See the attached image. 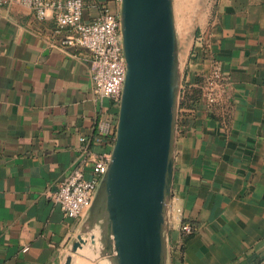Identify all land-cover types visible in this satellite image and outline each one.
<instances>
[{
    "label": "crops",
    "instance_id": "obj_1",
    "mask_svg": "<svg viewBox=\"0 0 264 264\" xmlns=\"http://www.w3.org/2000/svg\"><path fill=\"white\" fill-rule=\"evenodd\" d=\"M84 1L86 20L102 4L120 15L117 0ZM56 27L53 15L39 19L18 0H0V264L65 263L97 207L70 217L51 194L78 166L93 177L112 151L94 138L98 121L119 107L96 95L91 53L61 46ZM206 50L232 82L213 109L199 87L211 68ZM172 159L164 225L171 264H264V0H215L195 32ZM184 220L197 229L182 246Z\"/></svg>",
    "mask_w": 264,
    "mask_h": 264
},
{
    "label": "water",
    "instance_id": "obj_2",
    "mask_svg": "<svg viewBox=\"0 0 264 264\" xmlns=\"http://www.w3.org/2000/svg\"><path fill=\"white\" fill-rule=\"evenodd\" d=\"M120 20L127 74L116 141L93 204L105 195L116 264H164L179 97L172 0H122ZM82 228L64 264L83 247Z\"/></svg>",
    "mask_w": 264,
    "mask_h": 264
},
{
    "label": "built area",
    "instance_id": "obj_3",
    "mask_svg": "<svg viewBox=\"0 0 264 264\" xmlns=\"http://www.w3.org/2000/svg\"><path fill=\"white\" fill-rule=\"evenodd\" d=\"M33 8L37 18L53 15L56 31L64 33L60 45H72L88 50L94 61L92 80L94 91L99 98L109 97L119 107L127 74V61L123 47L120 15L102 4L100 12L92 19H85L84 0H18ZM122 2V0H117ZM211 68L199 87L201 97L213 109L223 106L232 85L222 63L211 52H205ZM118 113L101 118L97 123L94 138L97 143H108L113 148L117 136ZM85 140V138H82ZM112 151L104 153L94 165V176L87 178L84 168L72 169L60 182L59 188L51 194L60 204L65 215L81 216L94 202L99 185L108 170ZM183 231L190 232V223H182Z\"/></svg>",
    "mask_w": 264,
    "mask_h": 264
},
{
    "label": "rangeland",
    "instance_id": "obj_4",
    "mask_svg": "<svg viewBox=\"0 0 264 264\" xmlns=\"http://www.w3.org/2000/svg\"><path fill=\"white\" fill-rule=\"evenodd\" d=\"M214 2L215 0H172L177 31V50L178 54L183 55L181 59L178 57L180 60H178L177 64L176 79L178 91L180 90L181 76L189 58L194 34L207 19ZM179 14L184 21V33L181 37L177 19ZM94 205H96L97 211L92 220L85 223L84 228H82L85 240L82 243L83 247L79 248L75 255L74 264H77L78 260H81L82 264H116L114 252L112 253L109 220L106 217L105 195H101ZM99 205L103 208L101 207L100 209ZM164 264H171V256L167 245L165 246Z\"/></svg>",
    "mask_w": 264,
    "mask_h": 264
},
{
    "label": "trees",
    "instance_id": "obj_5",
    "mask_svg": "<svg viewBox=\"0 0 264 264\" xmlns=\"http://www.w3.org/2000/svg\"><path fill=\"white\" fill-rule=\"evenodd\" d=\"M191 97H193V99L196 101L199 98V93H197V91H195V93H193L191 95ZM220 113H221V116L226 115L222 111H220ZM186 222H188V221H186V220L183 221V223H186ZM190 225L192 227L190 232L182 231V246L185 245V243L188 241V239L191 238L196 232L197 226L195 225V223L190 222Z\"/></svg>",
    "mask_w": 264,
    "mask_h": 264
},
{
    "label": "bare ground",
    "instance_id": "obj_6",
    "mask_svg": "<svg viewBox=\"0 0 264 264\" xmlns=\"http://www.w3.org/2000/svg\"><path fill=\"white\" fill-rule=\"evenodd\" d=\"M177 14H178V13H177ZM177 19H178V23H179V25H178V26H179V32H180L179 35H180V37H181V36H183V33H184V30H183V29H184V21H183V19L181 18V15H180V14L178 15V18H177ZM184 35H185V34H184ZM183 51H184V50H183ZM181 56H182V58H183V55H182V54H178V57H179L180 59H181ZM179 58H178V60H180Z\"/></svg>",
    "mask_w": 264,
    "mask_h": 264
}]
</instances>
